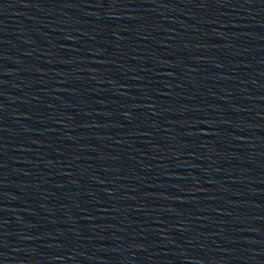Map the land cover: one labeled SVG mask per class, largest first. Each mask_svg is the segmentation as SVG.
<instances>
[{
  "label": "water",
  "instance_id": "obj_1",
  "mask_svg": "<svg viewBox=\"0 0 264 264\" xmlns=\"http://www.w3.org/2000/svg\"><path fill=\"white\" fill-rule=\"evenodd\" d=\"M0 264H264V0H0Z\"/></svg>",
  "mask_w": 264,
  "mask_h": 264
}]
</instances>
